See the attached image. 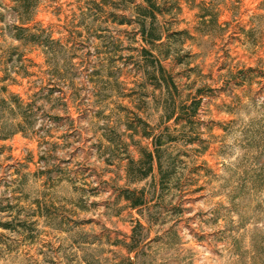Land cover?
I'll use <instances>...</instances> for the list:
<instances>
[{
  "label": "rangeland",
  "instance_id": "rangeland-1",
  "mask_svg": "<svg viewBox=\"0 0 264 264\" xmlns=\"http://www.w3.org/2000/svg\"><path fill=\"white\" fill-rule=\"evenodd\" d=\"M57 4L52 10V15L57 18L53 28L47 36L40 33V40L46 42L41 52L48 59L43 63H51V69H45L51 78L46 79L44 86L37 92H32L34 99L20 109L19 116L23 120L20 125L21 139L30 144L28 154L11 163L15 159L17 147L8 143V135L0 136V155L10 153L6 157L9 163L4 168L5 175L0 176V184L9 186L6 173L12 170V175L17 177L19 187L27 186L29 174L33 180L43 179L44 185L49 190L58 189L67 180L72 186L71 192L60 199L72 208L60 205L58 201L49 202L45 197L34 200L33 206L37 209L33 216V223L19 222L16 226L29 232L27 239L35 242L36 229L35 217L39 215L46 218L52 231L71 233L69 248L75 247L81 255L79 260L75 254L66 257L67 264H237L232 257L239 254L241 241L233 233L241 229L253 227L248 230V239L251 243L255 236V225L264 218V164L257 168H250L245 176L233 180L219 177L223 183H217L218 172L224 168L223 159L229 146L222 141L231 137L240 129L234 115L240 110L238 101L248 91L264 92V87L258 86L264 81V67H258L256 56L249 58L252 62L237 59L242 53H234L228 47L218 49L215 54L223 58L218 67L208 69L206 61H201L199 47L196 40L200 37H215L210 48H215L220 42L217 32L218 13L215 10V0H158L163 9V16L157 17V32L162 35L161 40L153 45H148L141 39L139 23L142 21V12L137 9L143 7L141 0H51ZM39 6L35 16L42 13ZM12 4L8 0H0V35L4 31L12 33L14 26L8 20L15 19L11 10ZM199 8L193 17L197 23L189 24L186 11ZM34 16V18H35ZM42 23L38 20L37 24ZM36 24H29L28 28H35ZM60 29L65 33L60 36ZM252 32L241 28L240 32ZM34 33V32H32ZM25 39L28 35H24ZM38 36V37H39ZM239 41V37H231ZM29 43V42H28ZM255 44V39H253ZM142 49L151 50L158 56L163 66L170 74L176 86V91L167 95L163 89L154 87L148 79V56ZM67 53H71L70 57ZM4 56L3 63L11 65L13 58L19 63L24 53L17 55L16 49H10ZM31 64L25 71L26 76H35L33 66L40 63V55L28 54ZM64 65H60V61ZM243 66L229 71V63ZM78 66V67H77ZM38 70V69H37ZM7 71V69H5ZM217 73L220 75L218 76ZM147 74V75H146ZM227 76V78H224ZM83 82L74 91H66L58 82L64 79ZM7 81L8 76L2 78ZM91 86V87H89ZM73 87H75L73 85ZM0 91L8 92L4 87ZM115 96L119 103L115 105L117 118L112 125L101 126L104 131L100 133L103 140L115 145V151L109 159L104 160L106 166L100 183L89 184L88 180L97 175V170L88 164L77 167L69 173L65 165L71 164V159L64 160L52 155L61 149L65 139L69 141L77 135L72 129L77 128L78 122L91 119H109V114L103 107L106 102ZM56 97L55 99H53ZM10 99L19 108L20 94H13ZM195 100L198 102L196 113L191 117L190 109L181 110L182 106H189ZM43 101V104L40 103ZM176 105L177 111L172 119H165L164 107ZM45 105H48L45 110ZM163 110V116L158 118V123L153 125L145 118V112ZM246 114V111H245ZM16 117L8 104L0 99V130L10 128L9 121ZM39 123V127L35 125ZM32 130L31 140L24 135L25 127ZM123 126L127 131V139H122L123 134L118 129ZM168 128L164 137L168 140L175 138L174 142H167L163 147V161L165 170L163 176L154 170L148 178L135 182L133 177H128L129 161L141 159L140 150H151L148 137L144 134H158ZM68 128L65 132L62 129ZM92 136L84 141L86 147L82 149L77 142L75 156L83 150L88 156L89 149L98 152L104 151L103 141L94 143ZM40 149H45L42 154ZM21 147L19 151H23ZM58 160V163L52 164ZM49 164V167L39 168L37 165ZM19 165V167H17ZM211 177V179H208ZM17 180L11 183H17ZM80 180L84 181L83 186ZM111 181V183H110ZM215 186V192H209L208 186ZM16 189H14L15 191ZM66 191L65 189H61ZM111 190L115 199L111 202L101 200L100 196ZM174 193H181L176 204L172 200L177 197ZM217 195L235 211L243 212V217L238 224H230L219 232L198 233L193 237L192 245L182 249L188 243L173 229L161 232L160 226L167 223L166 216H185L195 212L197 217L208 215L207 212L196 211L195 205L201 201H215L217 207L209 209L213 216L209 218L212 225L220 223V216L225 203L217 200ZM92 197L89 204L85 197ZM138 202L141 198L144 203L140 207L132 208L131 202ZM171 197V199H169ZM27 199V194L24 196ZM19 199V197H17ZM127 202L122 208L114 205ZM11 204H3L0 211H11ZM78 211H73L72 209ZM103 208L104 211L97 216L95 213ZM122 216L131 214L136 219L134 227L127 232L123 228L110 229L103 225L102 218L109 214ZM19 214V213H18ZM145 215L147 219L145 220ZM5 228L13 225L7 223ZM175 227V226H173ZM127 237V239H124ZM208 238L214 244H208ZM43 239V237H41ZM208 244V246H205ZM51 245V247H49ZM42 247L54 248L57 252L65 250L62 244H52L47 241ZM205 253H208L205 256ZM50 264H57L51 261Z\"/></svg>",
  "mask_w": 264,
  "mask_h": 264
},
{
  "label": "clouds",
  "instance_id": "clouds-1",
  "mask_svg": "<svg viewBox=\"0 0 264 264\" xmlns=\"http://www.w3.org/2000/svg\"><path fill=\"white\" fill-rule=\"evenodd\" d=\"M41 9L43 10L40 15L35 16L32 20V24H36L35 28H30L29 32H34L36 35L47 36L53 31V28L49 27V24H55L57 18L52 15V10L57 7V4L52 3L51 0H41ZM199 8H193L191 12L186 11V17L189 24H195L197 21L193 18ZM215 10L218 13V24L217 32L220 35V42L215 46V48H210L211 41L215 37H200L196 40V44L199 47L196 51L200 53L201 61H206L208 69L211 70L214 67H218L223 58L217 54L218 49L224 48L227 50L230 47L234 53H242L237 59L243 60L244 62H252L249 58L256 56L258 67H264V0H215ZM5 11V9L0 8V12ZM40 20L42 23L37 24ZM20 21L18 19L8 20L9 24H16ZM4 25H0V29H3ZM244 28L252 32V36H249V32H240V29ZM229 29L231 30V37H239V41H234L229 36ZM60 31L61 38L64 37L65 33L62 29ZM27 35V34H26ZM255 39V44L253 43ZM16 49L17 55L24 53L23 59L17 63L15 57L13 58V63L11 65H5L3 63L4 56L0 55V89L7 87L8 92L0 91V99L7 102L8 107L11 111L16 113V117L9 121L11 125L10 128H4L0 130V136L8 135V143L13 144L17 147L15 153V159L11 163L15 164L17 160H22L24 156L28 154V149L30 144L21 139L19 133L21 132L20 125H23V120L19 116L20 109L26 107L34 97L31 95L32 92H37L40 87L44 86L45 80L51 77L46 74L45 69H51L52 64L49 63L45 65L43 61L48 59L41 52V48L28 43L24 38H15V31L11 34L4 31L0 35V54H6L8 50ZM28 54L40 55V63L33 66V71H36L35 76H26L25 71L21 70L28 69L31 61L28 58ZM71 53H67L70 57ZM229 71H235L242 67L240 63L234 66L229 61ZM60 65H64V61H60ZM78 67V66H77ZM7 69V71H5ZM38 69V70H37ZM7 75V81L2 78ZM219 76L220 74L217 73ZM224 78H227L225 76ZM83 82V77L79 80L69 81L67 79L58 82L60 87H63L66 91H74ZM73 85L75 87H73ZM91 87V86H89ZM264 87V81L258 86ZM20 94L21 99L19 101V108L17 104H14L10 97L13 94ZM54 97L53 99H55ZM119 99L115 96L103 106L106 112L109 114V119H89L82 123L78 122L77 128L72 129L76 131L77 135L72 138L71 141L65 139L61 145V149L52 155L58 157L59 159L68 160L71 159L70 165H65L67 172L72 173L77 167H81L83 164L90 165L91 168L97 170V175H93L89 184L100 183L103 178L106 166L104 165V160L109 159L112 156V152L115 151V145L108 143L103 140L100 133L104 131L101 127L103 125H112V122L117 118L115 112V105L119 103ZM43 104V101H40ZM240 105V110L235 111L234 115L238 121L237 127L240 132L235 133L231 137L222 141V144L229 146L227 152L225 153V158L223 159L224 168H220L218 172L217 183H223L222 179L219 177H231L235 180L237 177H243L246 175L250 168H257L259 165L264 164V92H260L257 96L256 92L248 91L242 96L241 100L238 101ZM45 110H47L48 105H45ZM246 111V114H245ZM163 116V110L152 111L151 108L145 112V118L149 120L150 123L156 125L159 121L158 118ZM40 125L37 123L35 125L38 128ZM24 135L31 140L32 130H28L26 126ZM62 131H69L68 128L62 129ZM118 131L123 134L122 139H127V131L121 126ZM92 136V141L94 143H99L103 141L104 151L98 152L89 149L91 155L88 156L83 150L73 156L76 152L77 142L81 145L82 149L86 147L84 141L88 136ZM23 148V151H19V148ZM41 153L45 152V149H40ZM10 153L5 152L0 155V162H3L5 167L9 163L6 157ZM59 161H53L52 164L58 163ZM49 164L37 165L39 168L49 167ZM19 167V165H17ZM5 175L4 168H0V176ZM29 180L27 186L22 188L19 187V181L17 177L12 175V170L6 173V178L9 182V186L5 187L0 184V206L3 204L13 205L11 211H0V264H50L51 261H56L57 264H67L66 257L75 254L76 259L79 260L81 253L75 248H69L71 240L68 238L71 233H66L62 231H52L46 218H42L39 215L35 217V224L33 225L36 229L35 235L36 240L32 242L27 239L29 232L24 228L17 227L19 222L26 221L29 224L33 223L34 217L29 215V213H34L37 209L33 206L34 200H43L45 197L49 202L58 201L60 205L72 208L71 205L66 204L64 200H61V196H65L71 192L73 185L69 184L67 180L58 189L49 190L47 186L44 185L43 179L33 180L29 174ZM211 179V177H208ZM17 180V183H11V181ZM111 183V181H110ZM81 186H83L84 181L80 180ZM14 189H16L14 191ZM65 189L66 191H62ZM215 186L209 185L208 191L215 192ZM25 193L27 194V199L24 198ZM177 199L172 200L173 204H176L181 198V193H174ZM19 197V199H17ZM92 197H85V200L91 204ZM101 200H107L111 202L115 199L111 190L103 193L100 196ZM171 199V197H169ZM217 200H221V203H225V207L222 210V215L220 216V223L212 225L209 218L213 216V213L209 209L216 208L217 205L215 201L208 200L207 202L201 201L198 205H195L196 211L207 212L208 215L197 217L195 212L187 213L191 219H187L185 216L167 215V223L160 226L161 232H167L168 229H173V232L178 233L179 236L183 237L188 243L183 244L182 249H187L189 247H194L192 245V237H189L188 232H192L193 237L198 233H209V232H219L230 224H238L243 217V212L239 209L235 211L232 207L228 206L226 202L217 195ZM127 202H122L121 204L114 205V208H122ZM73 211H78L77 209H72ZM104 209L101 208L99 212L95 213L99 216L100 212ZM19 213V214H18ZM145 220L147 216L145 215ZM136 219L131 214H124L122 216H113L109 214L102 218V223L110 229L123 228L127 232L131 227L135 226ZM11 223L13 227L5 228L3 225ZM175 226V227H173ZM253 225L249 224L248 228L241 229L240 231L234 232L233 235L241 241V246L239 248V254L232 257V260L236 261L237 264H264V218L260 220L259 224L255 225V236L251 243L248 239V230L251 229ZM43 237V239H41ZM127 239V237H124ZM47 241H52V244H62L65 250L57 252L54 248L49 251V248L42 247ZM208 244H214L211 238H208ZM206 244L205 246H208ZM51 247V245H49ZM208 253H205L207 256ZM202 264V262H201ZM220 264V262H217Z\"/></svg>",
  "mask_w": 264,
  "mask_h": 264
},
{
  "label": "trees",
  "instance_id": "trees-1",
  "mask_svg": "<svg viewBox=\"0 0 264 264\" xmlns=\"http://www.w3.org/2000/svg\"><path fill=\"white\" fill-rule=\"evenodd\" d=\"M11 2V10L15 15V19H18L20 22L17 23V26H14L15 38H24L27 34L28 39L26 41L31 44H36L42 46L46 42L36 40L40 39L42 36L36 35L35 33H30L28 25L32 23L35 13L39 6V0H8ZM143 7L138 6L137 9L142 12L143 19L139 23V30L142 41L148 45H153L155 42L160 41L162 35L157 32V17L163 16L164 12L161 8V5L158 4V0H141ZM43 35V32H41ZM25 39V38H24ZM142 52L148 56V79L154 83V87L158 89H163L166 91L167 95L170 92L176 91V86L173 82L172 77L167 72L163 66L162 60L153 54L151 50L147 51L142 49ZM147 75V74H146ZM198 108V102L193 100L189 106H182L181 110L190 109L191 117L196 113ZM177 111L176 105L172 104L171 106L167 105L164 107V116L167 121H170ZM168 128H164L163 131H160L158 134H144L145 137H148L149 145L151 150L146 151L144 148L140 150L141 159L134 162L133 160L129 161L127 175L128 177H133V181L139 182L147 177L149 178L154 170L157 171L158 175L163 176V170H165V162L163 161V149L162 147L167 142H174L175 138H170L169 140L164 137L163 132H167ZM142 199V198H141ZM138 202H132V199L127 197L126 201H130L131 207L136 208L142 206L144 203L142 200Z\"/></svg>",
  "mask_w": 264,
  "mask_h": 264
}]
</instances>
